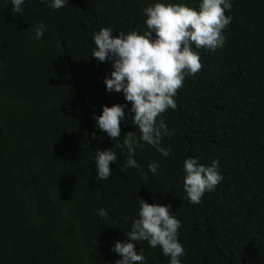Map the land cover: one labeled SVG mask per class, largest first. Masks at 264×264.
I'll return each mask as SVG.
<instances>
[{"label":"trees","instance_id":"trees-1","mask_svg":"<svg viewBox=\"0 0 264 264\" xmlns=\"http://www.w3.org/2000/svg\"><path fill=\"white\" fill-rule=\"evenodd\" d=\"M155 2L68 0L53 10L28 0L13 15L0 0V264H115L110 248L127 242L138 199L169 205L181 222V264H264V0H231L223 46L193 48L201 69L177 90L176 109L158 117L173 132L160 142L170 154L141 142L139 167L125 168L116 144L140 132L130 102L105 90L111 64L91 57L92 36L107 27L142 35L143 8ZM163 2L198 8L200 0ZM39 22L45 31L36 40ZM113 104L126 105L117 142L93 119ZM110 148L117 160L98 180L95 152ZM189 157L217 160L223 176L199 204L183 189ZM153 161L156 175L147 173ZM132 243L146 264H169L159 248Z\"/></svg>","mask_w":264,"mask_h":264},{"label":"clouds","instance_id":"clouds-1","mask_svg":"<svg viewBox=\"0 0 264 264\" xmlns=\"http://www.w3.org/2000/svg\"><path fill=\"white\" fill-rule=\"evenodd\" d=\"M28 0H6L11 4L13 15H23ZM53 10L63 8L68 0H40ZM231 9V0H200L198 8L185 4L164 3L156 0L143 8L146 31L141 35L133 30L128 34L116 32L111 27L101 28L93 33L95 48L93 57L99 63L109 62L110 73L104 77L105 90L123 94L130 121L139 130L125 134L123 143L127 153L125 168H138L135 149L141 142L151 146L161 156L167 157L170 147H161L164 136H172L162 117L168 109L175 110V96L183 85L186 76L195 75L202 67L199 53L193 48H206L215 51L222 47L225 36L222 34L231 22L226 15ZM45 25L39 22L34 27V39L40 40ZM125 104L101 106L100 114H93L95 128L105 133L109 139L120 140V123L126 119ZM96 138V132H92ZM96 178L107 180L111 173L110 163L117 160V153L110 149L95 152ZM160 164L153 161L147 165V173L156 175ZM145 173V175H147ZM183 189L191 204H199L206 192L215 190L223 180L219 172V162L212 160L210 165L201 164L197 158L189 157L183 161ZM137 219L127 233V242L116 241L110 250L119 256L115 264H146L145 256L134 248L132 241H146L150 248H159L168 258L169 264H181L185 249L178 240L181 222L169 211V205L146 203L138 199ZM107 217L104 209L97 212Z\"/></svg>","mask_w":264,"mask_h":264}]
</instances>
